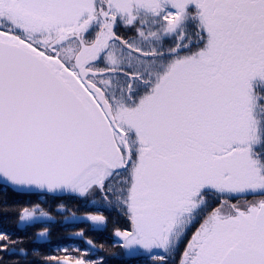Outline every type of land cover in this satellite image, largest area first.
Listing matches in <instances>:
<instances>
[{
	"label": "snow or ice",
	"instance_id": "1",
	"mask_svg": "<svg viewBox=\"0 0 264 264\" xmlns=\"http://www.w3.org/2000/svg\"><path fill=\"white\" fill-rule=\"evenodd\" d=\"M264 264V0H0V264Z\"/></svg>",
	"mask_w": 264,
	"mask_h": 264
},
{
	"label": "trees",
	"instance_id": "2",
	"mask_svg": "<svg viewBox=\"0 0 264 264\" xmlns=\"http://www.w3.org/2000/svg\"><path fill=\"white\" fill-rule=\"evenodd\" d=\"M132 264H135V262H132Z\"/></svg>",
	"mask_w": 264,
	"mask_h": 264
}]
</instances>
